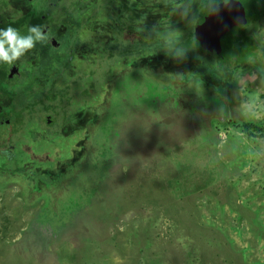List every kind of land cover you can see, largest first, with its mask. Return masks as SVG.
<instances>
[{
  "label": "rangeland",
  "instance_id": "obj_1",
  "mask_svg": "<svg viewBox=\"0 0 264 264\" xmlns=\"http://www.w3.org/2000/svg\"><path fill=\"white\" fill-rule=\"evenodd\" d=\"M65 1L55 5H67ZM108 1L84 0V10L76 9L63 31L65 18L57 15L55 22L60 24L52 30L59 48L38 40L36 61L25 63L18 57L21 73L8 74L17 86L0 85L13 100L0 113V140L6 141L0 151L18 156L27 175L41 165L25 156L26 147L44 154L46 161L51 158L46 165L51 175L44 183L60 200L58 208L50 203V216L54 218L63 205L65 212L61 226H46V212L36 222L49 195L35 188L30 201L23 178L0 179V264H264V79L253 71L238 75L230 91V109L208 93L199 95V89L179 95L167 81L173 84V78L155 79L152 70L149 75L133 72L124 65L125 57H112L101 47L110 42ZM112 1L109 16L117 25L126 21L120 9L140 20L162 12L161 19L167 21L175 6V17H180L199 2ZM7 3L16 10L23 6V0ZM31 5L35 11L41 6ZM19 10L14 18L24 19ZM84 19H90L88 24H78ZM96 21L101 22L99 28ZM261 33L262 40L252 35L251 56L245 62L264 64ZM208 59L214 60L211 65L224 61L211 55ZM178 63L174 54L167 55V67ZM78 70L94 76L85 85L96 82L84 97L76 93L74 80L66 90L62 87ZM113 73L124 76L108 94ZM45 112L53 118L52 131L40 118ZM234 113L241 116L236 124ZM2 119L11 124L2 126ZM221 119L229 123L221 124ZM89 136L98 151L85 168ZM4 159L9 158H0ZM74 202L80 208L71 215Z\"/></svg>",
  "mask_w": 264,
  "mask_h": 264
},
{
  "label": "trees",
  "instance_id": "obj_2",
  "mask_svg": "<svg viewBox=\"0 0 264 264\" xmlns=\"http://www.w3.org/2000/svg\"><path fill=\"white\" fill-rule=\"evenodd\" d=\"M83 1L84 0H82V3H80L79 1L75 0L73 2V9H72L70 7L71 3L70 4L66 3L68 5H62L61 8L56 5L52 6L50 4V2L52 1L45 2V0H39L38 3H40L41 6L40 7L37 6L38 8H36L35 11L30 8V3L27 0H23L25 6L27 7L21 11V16H23L24 19L18 20L14 18L13 21L10 22L9 25L7 24L6 27L14 28L18 32V34L22 36L31 34L29 33V29L32 27H36L40 30L41 35L44 38L42 31L44 24L48 21V19L52 18L57 11L59 13H62L64 12V10L66 12L67 11L70 12L71 9L73 12L76 9L84 10V6H86V2L83 3ZM235 2L236 1L234 0H220V3L218 5L219 6L218 10L213 11L206 6L205 0H199L198 3L194 2V4L189 5V7H187L184 10V13L180 17H175V14H178L177 11L178 7L175 6L173 11H169V14H173L172 18L168 19L167 21L161 19V17L163 16L161 14L162 12L157 13L156 11L152 19L144 18L143 20H140L138 18V15L130 14L129 16V14L126 11V8L122 7L124 9L122 11L120 9L119 14L126 21H121L122 24L117 25V23L113 22V19L109 16V12L113 10L115 5V3L112 0H109L108 6L106 7H108L107 9L108 18L111 19V21H108L107 18V23L108 26H110L111 31L106 33L107 34L106 35L104 30L103 40H105V35H106L108 36L107 39L110 42L107 44H103V46L101 47L110 50L109 51L110 56L112 57L115 54L116 55L121 54L122 57H125L123 59V61L125 62L124 65L126 64L127 67H131V69L133 68V72H137V73L141 72V73H146V75H149L151 73L150 71L152 70L153 73L152 76L155 79L161 78L165 80L166 77L173 78L175 83L171 84L170 80L167 81L171 85V87L175 88V91L179 95H182V93H184L185 90L186 91L188 90L187 92H190L191 95H193L194 92L192 91L195 89H199L198 90L199 95L202 94L204 96L206 95V93H208L209 94L208 96L216 98L222 103H225L228 109H230L231 106V102L229 98L231 95L230 91L235 85L236 82L235 76L237 70H242L245 72L250 68H254L255 66H257V68H260L259 69L260 71L261 70L264 71V64L261 65L259 64V62L255 63V61L249 63L244 61L247 58V56H251L250 50L252 48V40H253L252 35L254 36L256 35V33L250 32L249 35H246L247 37L241 36L239 39L236 38L234 32H239V29H243V28L242 27L236 28L235 26L236 23H234L236 20L233 21V18L239 19L240 16L242 15L245 18V12L240 11L242 10L240 7L241 4ZM46 5L48 6V10L50 9V7L53 8L51 9V11H49L50 14H46L45 12H43L44 9L46 8ZM128 7H132V5L130 6V4H128ZM41 9L42 11H40ZM97 12L98 11L94 10V13ZM262 13H260L259 16H261ZM127 14L129 17H125V15ZM186 14L189 15L188 19H185V17L188 16ZM145 15L147 14L145 13L144 15L141 16L144 17ZM233 15L236 16L233 17ZM207 17H212L219 25L220 32L218 34L208 33L204 29V21ZM27 19H28V23H27ZM84 20H79L78 24H82L83 22H85L83 25H86L88 24L87 21L90 19H84ZM131 20L133 22L132 27L129 26ZM260 21L264 23V15L262 18L260 17ZM19 23H22L23 27H19ZM96 23L98 24V28H99L101 22L96 21ZM62 24L66 27V20H64ZM134 26L135 29L133 28ZM257 29L258 28H255L254 30ZM97 32L98 31H96V33ZM118 37H120V40L118 39ZM220 38H223L222 42L220 43L224 49L225 52L224 55L226 57L230 56L231 58L227 57L230 59V61H232V59L236 60L235 63H233L232 61V63L236 67L235 69H231L227 65L226 68H221L217 70L214 65L210 64V62H212L213 60L208 59V56L211 55L209 54L208 49L214 46L216 40ZM256 40H260L259 38H257V35H256ZM35 42L36 41H34V44ZM109 52H107V55L109 54ZM253 52L254 50H252V53ZM169 54H174L177 62L179 63L173 65L172 67L170 66L167 67L165 65V60L167 55ZM135 55H140V57L135 58ZM98 57L101 58L100 55ZM20 58L24 60L25 63L26 62L34 63L35 53L32 52V49H28L23 55L20 56ZM185 59L187 61L186 69L183 67V61ZM237 60H241V61L238 62ZM9 65L10 64L0 63V85L5 84L6 86H8V83H11V85L13 84L14 86L15 85L17 86V84H15L16 81L14 82L13 79H12L13 81L10 80L6 72L7 66ZM73 75L75 77L72 78L68 77V79L65 82H63L62 85L63 90H66L65 87H67V84L70 80H74L76 82L75 87L78 88L76 93H79L80 97L82 96L84 97L86 92L93 91V89L96 86L95 81H87L86 85L84 83L88 79V77L92 76V78H94L93 74L85 76L78 70L76 73H73ZM123 76L124 75H121L117 78L116 76H114L113 73L107 85L108 86L107 93L109 92L108 94H110V89L116 85L118 79ZM31 78L32 81L29 82V87L32 86V83L34 81V76ZM161 79L158 81L159 82L162 81ZM83 83L84 85L81 88V86L79 85H82ZM191 83L192 85H190ZM182 85H186V86L182 87ZM88 86L91 88V90L88 89ZM0 94L8 96L13 103V100L10 98V95L6 93V91H0ZM67 107L69 109L68 105ZM198 108L202 110L204 107L199 106ZM46 114H47L46 112L42 113L40 115V118L45 123L44 127H46L48 131H52V126H54L53 118L50 116L51 120L48 121V118L45 117ZM234 114L238 116L237 118H235L234 121H232L233 123L236 124L237 122L235 121H239V118L241 119V116L236 113ZM61 118L64 117L62 116ZM64 120L65 119H62V121ZM4 122L5 120L2 119V124H1L2 126L11 124V120L8 121L7 124H5ZM220 123L226 124L229 123V121L226 119H221ZM87 141L89 142L88 144L89 151L86 157L84 158L85 161L84 164L82 165V167L85 166V168L89 165L90 161L92 162L94 160L95 154L98 151L96 149L95 144H93L94 141L93 136L91 137L89 136ZM22 147L23 146H21L20 148ZM26 150H28L27 151L28 153L25 156H32V158L38 159L37 162H39L41 165L39 167L37 166V168L33 169L31 172V174H36V177L33 179V176L30 173L28 175L27 173H22L21 170L22 167L20 166L21 163L17 161L18 156L15 157V154H13L11 155L12 158H9L8 156L10 154L7 156L6 153L3 154L0 151V158L2 157L9 158V159H4L2 161L0 160L1 161L0 179L2 178L5 179L7 178V176L9 178L12 177L23 178L20 180H22L24 183L26 182L29 185V187H27V190H28V198L30 199V201L34 200L35 188H40L41 190L40 195L48 194L49 195V198H47L48 206H46V208L40 212L36 222L39 223L41 214L46 212L47 214L44 217L46 226H52V227L58 225L61 226L63 224L62 223L63 221H61V216L65 215L64 205L61 209H56L57 214L55 213L53 214L54 218L50 216V209H49V207L51 206L50 203L53 202L58 208L59 206L58 201L60 199H57L59 197L55 193L54 195L48 193L46 189L49 188L48 186L50 184L44 183V181H47L49 176L51 175L49 174L50 168L49 166L46 165H48V162H51L52 159L50 158L49 159L50 161H46L47 158H45L44 154L43 155L42 154L39 155V153L34 154L32 148L26 147ZM5 160L6 162H8V164L11 163L12 167H8V164L5 162ZM14 160L15 162L17 161L18 164L15 163ZM93 167L96 168L97 164L95 163ZM17 175H22V176H17ZM66 190L68 189H63V191ZM68 206L69 203H66L65 207ZM79 208H80L79 205L74 202L73 209L72 210L69 209L68 212L71 213L72 215L75 209H79ZM32 225H35L34 222L32 223ZM32 228H36V227L33 226Z\"/></svg>",
  "mask_w": 264,
  "mask_h": 264
},
{
  "label": "flooded vegetation",
  "instance_id": "obj_3",
  "mask_svg": "<svg viewBox=\"0 0 264 264\" xmlns=\"http://www.w3.org/2000/svg\"><path fill=\"white\" fill-rule=\"evenodd\" d=\"M29 3H30V6L32 7V3L34 4L35 2H36V4H38V5H40V3H38V1L39 0H27ZM64 0H54V1H52V2H50V4L52 5V6H54L55 4H58L59 2L60 3H62ZM75 1V0H74ZM74 1H72V0H66L65 1V4L66 3H68V4H70L71 3V8L73 9V2ZM77 1H79L80 3H82V0H77ZM237 2V1H236ZM240 3V2H239ZM67 4V5H68ZM241 4V9L242 10H240V11H243V12H245V18L243 17V15L242 16H240V18L239 19H234L233 18V21L234 20H236L234 23H236L235 24V26H236V28H243V29H245V31H244V33H240V32H234V35L235 36H239V38H240V36H244V35H249V33L250 32H248L247 34H245L246 33V31L247 30H250V29H252L253 28V30L255 29V28H258L257 30H254L253 32H255L256 33V35H257V38H259V34L262 32H264V23H262L261 21H260V17L262 18L263 17V15H264V12L261 14V16H257L256 18H254L253 20H249L248 18H247V10H246V7H245V5L243 4V3H240ZM30 7V8H31ZM16 7H14V6H11L9 3H7V0H0V27H1V25H9L10 24V22H12L13 21V19H14V17H15V15L17 14L16 12H18L17 10H19V9H15ZM25 8H27L26 6H25V4H24V2H23V6H22V8H21V10H24ZM29 8V9H30ZM62 8V7H61ZM218 8H219V6H217V8H215L214 10L215 11H217L218 10ZM51 9H53L52 7H50V9L49 10H47V12H46V14H50V12L49 11H51ZM72 9H71V11L69 12V11H65L64 10V12H62V13H59L58 11L56 12V15H54L52 18H50V19H48V21L44 24V27H43V31H42V33H43V36H44V38H43V41H44V43H45V46L46 47H49V48H52V46H53V48H59V46H60V43L59 42H57L56 41V37H54L53 36V30H52V28H53V26L55 27V26H58V24H59V22L57 23V22H55V19L57 18V15H60V18H65V20H66V27L62 24L61 25V31H63L65 28L67 29L68 28V22H67V18L69 17V16H72V14L74 13L73 11H72ZM21 10H19V11H21ZM213 10V11H214ZM40 11H42V10H40ZM44 12V11H43ZM234 16H236V15H233V17ZM215 20V19H214ZM55 22V23H54ZM259 26H261V27H259ZM252 32V33H253ZM262 33H261V35H262ZM230 34V33H229ZM228 35V34H227ZM222 39L223 38H220V39H218V40H216V43H215V45L214 46H212L210 49H208V51H209V54H211L210 53V50H212V48H215V47H217V46H221V48H222V51H221V53H218V51H216V52H214L213 54H211V56L212 57H214V59H215V56L216 57H221V59L223 58L224 59V61H222L223 62V64H220V63H217V65H215L214 64V66H215V68L218 70V69H220V68H226L227 67V65H228V67H230L231 69H235L236 67H235V65L232 63V61H230V59L229 58H227L225 55H224V49H223V47H222V45H221V43L220 42H222ZM259 39H261L262 40V37H260ZM38 41H36L35 42V44H34V46L31 48L32 49V52L33 53H35V59H34V61H36V54H38V51H39V49L36 47V43H37ZM262 44L264 45V42H262ZM264 52V51H263ZM214 61V60H213ZM14 68H18V71H17V73L16 74H20L21 73V65H20V63H18L16 60L11 64V66H9V68H8V70H7V74H9L10 73V71L11 70H14ZM30 68V67H29ZM260 68H257V66H255L254 68H250L249 70H247V71H242V70H237V72H236V76H235V78L238 76V75H242V74H244V73H246V72H248V71H253V72H255V73H257L258 75H259V77L260 78H262V79H264V71H260L259 70ZM2 95L3 94H0V113H3L4 111H5V109H7L9 106V104H10V102H11V100L9 99V97L8 96H6V97H2ZM49 114V113H48ZM48 118V121H50V117L48 116L47 117ZM6 141L3 139V140H0V148H3L5 145H6V143H5ZM2 153L3 154H7V156L9 157V158H12V156L11 155H13V152L12 151H9V150H5V149H3L2 150Z\"/></svg>",
  "mask_w": 264,
  "mask_h": 264
},
{
  "label": "clouds",
  "instance_id": "obj_4",
  "mask_svg": "<svg viewBox=\"0 0 264 264\" xmlns=\"http://www.w3.org/2000/svg\"><path fill=\"white\" fill-rule=\"evenodd\" d=\"M29 35H20L12 28L0 29V63L11 64L28 49L33 47L34 41L43 39L38 28L29 29Z\"/></svg>",
  "mask_w": 264,
  "mask_h": 264
},
{
  "label": "water",
  "instance_id": "obj_5",
  "mask_svg": "<svg viewBox=\"0 0 264 264\" xmlns=\"http://www.w3.org/2000/svg\"><path fill=\"white\" fill-rule=\"evenodd\" d=\"M234 1H238L240 3H243V1L246 3L244 4L247 10V18L249 20H253L254 18H256L260 13H262L264 11V0H234ZM220 0H205V4L206 6L211 9L214 10L215 8H217V6L219 5ZM204 29L208 32V33H212V34H218L220 32V27L219 25L216 23V21L212 18V17H207L204 21ZM218 51V53H221L222 48L221 46H217L215 48H212V50H210V53L213 54L214 52ZM18 68H14V70L10 71V77H13V75L15 73H17Z\"/></svg>",
  "mask_w": 264,
  "mask_h": 264
},
{
  "label": "crops",
  "instance_id": "obj_6",
  "mask_svg": "<svg viewBox=\"0 0 264 264\" xmlns=\"http://www.w3.org/2000/svg\"><path fill=\"white\" fill-rule=\"evenodd\" d=\"M21 11H22V10H21ZM21 18H22V16H21ZM6 26H7V25H1L0 29L7 28ZM19 27H23L22 23H19ZM13 62H14V61H13ZM13 62H12V63H13ZM12 63H11V64H12ZM11 64H10L9 66H11ZM7 68H9V67L7 66ZM6 70H7V69H6ZM6 70H5V71H6ZM6 72H7V71H6Z\"/></svg>",
  "mask_w": 264,
  "mask_h": 264
}]
</instances>
